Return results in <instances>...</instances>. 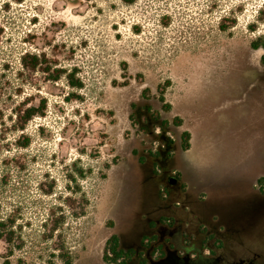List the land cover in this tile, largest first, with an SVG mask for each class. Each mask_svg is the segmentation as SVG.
<instances>
[{
    "label": "rangeland",
    "instance_id": "rangeland-1",
    "mask_svg": "<svg viewBox=\"0 0 264 264\" xmlns=\"http://www.w3.org/2000/svg\"><path fill=\"white\" fill-rule=\"evenodd\" d=\"M255 39L264 0H0V264H115L107 239L122 248L156 190L157 176L124 160L128 98L170 80L179 107L218 103L223 86L248 82L241 52ZM25 52L39 68L21 66ZM233 52L240 65L222 75L214 66ZM28 106L42 113L19 129ZM242 224L227 247L264 264V215Z\"/></svg>",
    "mask_w": 264,
    "mask_h": 264
},
{
    "label": "flooded vegetation",
    "instance_id": "flooded-vegetation-1",
    "mask_svg": "<svg viewBox=\"0 0 264 264\" xmlns=\"http://www.w3.org/2000/svg\"><path fill=\"white\" fill-rule=\"evenodd\" d=\"M238 53L221 56L214 67L222 69V75L229 72L228 68H238ZM241 53L248 68L246 72H249L248 82L242 86L237 85L235 89L223 86V99L218 103H205L200 108L179 107L178 99L184 93L179 94L170 80H164L154 87L140 86L136 94L128 98L129 134L124 140V153L127 155L124 160L138 167H147L149 178L157 176L156 190L145 213L138 218V231L132 238L121 243L124 250H133V263L142 258L148 264L258 263L260 254L256 252L247 258L235 254V250L227 245L201 247V239L196 238L194 242L193 236H190L194 228L192 219L186 222L177 219L174 213L177 208L188 210L190 206L189 201L179 198L183 191L179 155L185 149L183 136L186 133L189 135L188 126L193 122L211 120L223 108L236 106L248 108L252 121L264 125V42L260 39L251 40ZM212 73L208 79L214 75ZM132 155L136 157L135 160L130 158ZM171 179L174 182H170ZM260 179L263 177L255 179V189L237 197L232 204L217 202L216 205H209L208 210L217 213V220L211 221L208 211L202 213L206 224L220 238L224 236L217 232L219 224H224L225 231L237 239V235L245 228L243 219L257 222L264 215V194H261V187L257 185Z\"/></svg>",
    "mask_w": 264,
    "mask_h": 264
},
{
    "label": "crops",
    "instance_id": "crops-1",
    "mask_svg": "<svg viewBox=\"0 0 264 264\" xmlns=\"http://www.w3.org/2000/svg\"><path fill=\"white\" fill-rule=\"evenodd\" d=\"M249 116L250 110L243 106L226 107L215 118L193 122L188 126L187 146L179 155L183 185L179 198L189 201L190 206L188 210L177 208L174 213L177 219L186 222L192 219L194 228L190 236H193L194 242L196 238L201 239L204 234H211L222 241V246L227 245L226 236L232 239L233 246L240 244L234 235L231 236L225 231L224 224L217 227V232L224 236V239L220 238L212 227L206 224L203 214L198 212L196 205L197 207L199 205V209L204 206L208 208L231 189L243 190L245 193L238 191L241 197L254 188L253 184L257 177L264 179V125L257 124ZM198 146L202 149L200 153L195 151V147ZM212 149H217L214 153L217 156L212 162L198 156ZM225 152L227 156L229 155L226 161L222 159ZM207 211L211 221L218 219L215 211L212 209ZM200 225L203 228L207 226L205 233L201 231Z\"/></svg>",
    "mask_w": 264,
    "mask_h": 264
},
{
    "label": "trees",
    "instance_id": "trees-1",
    "mask_svg": "<svg viewBox=\"0 0 264 264\" xmlns=\"http://www.w3.org/2000/svg\"><path fill=\"white\" fill-rule=\"evenodd\" d=\"M128 1L130 2L131 0H128ZM20 64L25 69L35 70V69L40 67L41 59L37 54L25 52L20 57ZM58 77H59V74L56 73L52 78L57 79ZM71 85L72 86H80V82L71 81ZM41 113L42 112H41L40 108H36L34 106L25 107L22 110V112L17 111L16 112V119H15V124H16L17 128L23 129L26 122L29 119H31V117H33L35 114H41ZM187 141H188V134L186 133L183 136V147L187 146ZM26 145H28L27 140H26V142L23 143V146H26ZM260 181L262 182V181H264V179H260ZM260 190L264 193V188H261ZM201 231H204L203 227L201 228ZM204 233H205V231H204ZM210 240H213L214 242L210 243ZM199 245L201 247H206V246L219 247L222 245V241L219 238L214 237L211 234H204V236L201 237ZM107 251L110 255H107ZM132 256H133V250L132 249L124 250V249L120 248L119 244H118L117 236L115 234L110 235V237L106 241V248L104 250V257L108 261H112L115 264H132L133 263V261H131ZM133 264H148V263H147L146 259L142 258L138 262L133 263Z\"/></svg>",
    "mask_w": 264,
    "mask_h": 264
},
{
    "label": "built area",
    "instance_id": "built-area-1",
    "mask_svg": "<svg viewBox=\"0 0 264 264\" xmlns=\"http://www.w3.org/2000/svg\"><path fill=\"white\" fill-rule=\"evenodd\" d=\"M259 187L263 188L264 187V181L260 182L257 184Z\"/></svg>",
    "mask_w": 264,
    "mask_h": 264
},
{
    "label": "water",
    "instance_id": "water-1",
    "mask_svg": "<svg viewBox=\"0 0 264 264\" xmlns=\"http://www.w3.org/2000/svg\"><path fill=\"white\" fill-rule=\"evenodd\" d=\"M170 182H174V179H171Z\"/></svg>",
    "mask_w": 264,
    "mask_h": 264
}]
</instances>
